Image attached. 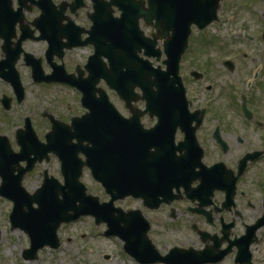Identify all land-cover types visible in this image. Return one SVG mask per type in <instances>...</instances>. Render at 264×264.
<instances>
[{"label": "water", "instance_id": "95a60500", "mask_svg": "<svg viewBox=\"0 0 264 264\" xmlns=\"http://www.w3.org/2000/svg\"><path fill=\"white\" fill-rule=\"evenodd\" d=\"M10 1L6 0L5 5L11 7ZM148 1L149 7L145 6L143 0H116L109 5H104L101 0H94L95 14L92 16L94 22L88 32L90 34L88 42L94 44L96 51L87 66L89 76L83 79L84 84L80 79H76L75 74H68L64 67L55 68L52 75H45L41 64L36 65L39 61L35 62V78L48 82L63 81L77 86L83 91L82 104L90 112L82 117L73 118L71 125L50 116L53 130L47 135L49 141L47 145L37 143L28 119L26 130L28 136L24 138L23 130L17 133L22 154L12 151L7 137H0V174L3 179L0 195L14 202L12 225L14 228H22L29 234L31 255L45 245L53 247L59 245L57 229L61 222L74 221L86 214H93L99 218L100 213L104 214L103 220L109 221L113 211L121 212V209L111 207L117 198H113L109 204L101 208L98 198L85 194L86 187L79 182L85 164L92 169L97 179L107 184L110 192L114 191L111 187L117 182H122L123 190L129 189L131 173L137 175V171L141 178L145 177V164L149 166L152 179H158V173L162 172L164 175L167 172L168 176L181 175L185 170H190L192 165H196L192 163L189 166L187 157L176 158L177 148L172 146L177 128L179 126L183 129L188 128L187 122L191 121L188 116L186 88L180 76V61L187 46L192 24L205 27L206 24L203 25L205 15L211 9L215 10L217 5L215 2L208 3L205 0ZM113 4L121 10L119 18L112 17ZM8 15H12L11 11ZM142 17L147 21V25L153 26L157 31L151 38L141 29ZM213 17L215 18L216 14ZM14 25L15 22H11V19L0 18V32L8 41L15 33ZM161 39L164 40L166 47L167 58L164 61L166 70L161 65L154 67L151 62L153 57H157L158 61L161 59L162 52L157 49ZM50 43L49 59L53 55L55 41L50 39ZM20 52L19 48L16 51L7 50L8 59L1 64L3 67L1 70L5 73L0 72V76L13 83L20 94L19 99L23 97V89L19 83L16 84L18 72L15 63ZM141 53L146 59L141 57ZM103 56L108 59L109 67L103 62ZM6 68L9 69L8 73L5 71ZM101 79L106 80L125 101L133 113L132 119H125L111 102L107 92L98 87ZM137 87L141 89L142 95L136 93ZM97 93L100 94L99 97ZM139 99L146 102L145 110L134 107L133 102ZM146 113L159 115V123L151 130L153 132H146L143 129L141 117ZM161 137L164 138L162 144L167 154L157 141L162 140ZM74 139L77 143L73 142ZM85 141H88L89 145H85ZM153 146L157 151L151 154L150 148ZM49 152L58 155L62 162V172L68 180L70 191L68 193L64 191L63 200H59L58 193L51 194L47 187L35 194H29L22 185V175L30 167H19L20 161L30 159L31 154L36 155L32 162L37 158L42 160ZM80 153L87 155L86 162L79 158ZM151 157H154V162L149 160ZM16 170L20 171V176L13 175ZM54 188L55 185L52 186V189ZM35 202L39 208L34 207ZM121 214L126 216L123 212ZM108 233L125 239L129 249L148 250L145 239L141 237L144 235L143 230L120 225L117 218L111 222V230ZM140 241H144V244L141 245Z\"/></svg>", "mask_w": 264, "mask_h": 264}, {"label": "flooded vegetation", "instance_id": "af4514ba", "mask_svg": "<svg viewBox=\"0 0 264 264\" xmlns=\"http://www.w3.org/2000/svg\"><path fill=\"white\" fill-rule=\"evenodd\" d=\"M18 1L14 0L15 8H19ZM33 2L20 1L23 5H20L22 10L17 13V17L23 19V25L27 24L31 29H35L33 22L37 19L54 20L61 28L69 25L76 33L82 32V39L88 36L83 30H88L92 24L91 15L94 12L92 0H83V6L75 10L73 8L77 6L76 0H52L46 17H41L44 13L41 6ZM113 10L115 17L120 16L117 7H113ZM242 13L251 16L243 20ZM226 15L229 17L228 26L224 29L226 33V37L223 35L224 40H221L222 31L208 33V37L220 42L221 45L227 43L229 39L230 42L233 39L244 43L247 47L242 48L241 59L250 61L252 80H247L245 91L241 90L240 98L233 95L232 89L236 84L228 85L231 95L222 92L219 89L220 84L217 86L207 83L205 86L204 84L199 86V91L212 96L211 104L212 100L218 101L216 104L220 103V97H215L216 95L225 97L226 107L229 109L227 112L211 111L213 105L209 109L207 105L202 104L201 93L195 95L196 89L194 91L190 84L186 85L188 97L192 102L191 109L198 111L196 117H203L197 130V140L204 152L203 166L198 165L195 175L188 178L191 181L189 186L182 185L179 189L175 187L176 197H171L170 203L163 201L154 207L149 202L147 205L142 198L125 200L131 204L129 208L143 211L150 223L148 235L160 252L153 256V262L144 264H264V0H222L221 20L212 26L222 24ZM248 19L251 21L247 22ZM141 24H145L143 19ZM195 32L201 33L197 29H194V34ZM17 33L22 34L20 21ZM39 34L37 30L35 35ZM199 41L201 44L203 41L205 46L208 45L205 37L199 38ZM32 44H34L32 39L25 40L23 44L25 51L35 53ZM189 46L190 50L191 42ZM224 46H219L218 50H222ZM87 48L93 50L91 47ZM229 50L231 52L235 49L229 46ZM72 51L74 49L66 50L64 57L69 71L72 70L65 58ZM252 52H256V55H251ZM88 56L81 64L79 62L74 64L73 68L76 69L77 65L83 67ZM24 58L21 56L18 59L19 70L20 67H28ZM55 59L59 60L57 57ZM236 60L237 58L222 65L231 71V68H236L234 63ZM216 65L219 67L221 64L217 62ZM256 97L262 98L261 106L257 104ZM202 110L205 111L203 115ZM125 116L130 115L125 113ZM144 121L148 128L156 124V118L147 117ZM196 125L197 123L193 122L192 126ZM175 143L187 146L192 145L194 141L187 139L186 133L179 129L175 135ZM154 150L152 148V151ZM252 156H255L254 159ZM193 157L196 158V154ZM56 163L57 157L51 156L49 162L39 163L35 167L34 172L38 171L41 183L46 178L55 176L51 171V164L56 166ZM158 179V184H170L182 180V177L171 179L162 176ZM158 190L160 192L161 188ZM160 198L163 199V196ZM165 214L170 215L171 220L165 219ZM158 222L167 229L170 222L171 226L177 222L181 235L173 240L175 243L168 241V244L160 246L155 241L157 236L155 225ZM175 249L181 253L180 257L172 255ZM125 257L130 264H141L131 256ZM118 264H122V261Z\"/></svg>", "mask_w": 264, "mask_h": 264}, {"label": "rangeland", "instance_id": "374dc122", "mask_svg": "<svg viewBox=\"0 0 264 264\" xmlns=\"http://www.w3.org/2000/svg\"><path fill=\"white\" fill-rule=\"evenodd\" d=\"M250 16V14L242 13L241 18L245 20V18ZM224 17V22L222 24L213 26L207 33L222 31L221 40H224L223 35L226 37L224 29L228 26L227 21L229 16L226 15ZM250 21L251 19L247 20V22ZM146 31L148 33L151 32L150 29ZM195 35L196 39L192 40L194 43L193 48H195L194 51L189 53L183 60L182 75L185 77L186 84H190L194 91L196 89L195 95L201 93L202 104H208L209 109H211L213 105L211 109L213 112H218L219 110L227 112L229 109L226 107L225 97L218 94L219 91L216 93L218 95L215 97H220V103L216 104L218 101L212 100L211 104L206 101L211 102L210 99L212 96L210 97V94L207 92L199 91L198 88L203 84L205 86L207 83L220 84L221 88L219 89H221L222 92L231 94L228 85L236 84L233 86L234 88L232 91L235 93V97H239L241 95L240 91H245L247 80H252L253 74L250 61L248 59H241V56H236L241 60L237 59L234 62L236 68L233 71L226 70L222 62L227 55L231 57L237 52H242V48L247 46L241 41H234L232 39L230 42L229 39L227 43H224L227 48L223 45L224 47L219 51L218 47L220 46V42H217L216 46L205 47L199 41L201 36H197V33ZM218 36H220V33H218ZM31 46L35 49V54L37 56L44 54V44L42 42H35ZM229 46L235 50L230 52ZM1 52L0 46V53ZM91 52L93 51L90 48L76 49L70 54H67L65 60L70 64V69L73 71L74 64L77 62L81 64ZM233 52H235V54L230 55ZM253 54L256 55V52L251 53V55ZM216 62H220L221 65L218 67ZM192 70L203 72L205 78L203 80H195L190 75ZM45 71H49L48 65L45 66ZM20 72L26 88L24 101L21 104L14 101L12 108L8 111H5L2 106L0 107V130L2 133L7 134L11 140L15 138H13L15 132L24 126L26 117L32 119L33 124H35L37 130L42 135L47 132L45 129L49 127L46 121L47 119L42 117L44 112L54 114L62 120H69L72 116L81 115L85 111L80 103L81 95L79 96L77 91L73 88L68 86L57 88V85L45 83L33 84L31 76H29V68L20 67ZM4 93L14 96L12 87L0 79V99ZM205 95L206 97L204 98ZM113 97L121 106V109H124V104L120 102L119 97L116 95H113ZM255 100L259 106L262 105V98L256 97ZM86 171L82 180L88 186L89 191L101 197L104 196L105 198L106 195L101 185L92 180L90 177L91 175L89 176V172L86 175ZM52 173L60 177L57 166L56 168H52ZM24 185L30 192L38 189L41 186L38 172L26 176ZM121 205L123 207H129L131 204L123 202ZM132 206H134V204H132ZM11 211L12 203L0 198V264H118L119 261H122V264H130L121 251V242L115 238L105 237L103 234L104 227H94L93 218H85L77 223L63 226L59 232L63 241L60 248L55 251L48 248L44 249L39 252V259L25 260L23 259V251L25 248L29 247V239L23 231L19 229L13 230L11 228L9 220ZM164 218L171 220L170 215L165 214ZM176 223L177 222H174V225L171 226L172 222H170L169 229L162 227L160 222L155 225V233L157 234V236H155V241H157L160 246L168 244V241H173L181 235L178 230L180 227Z\"/></svg>", "mask_w": 264, "mask_h": 264}]
</instances>
